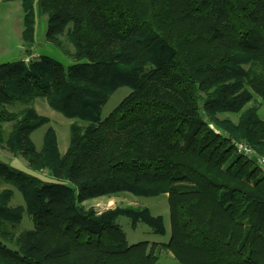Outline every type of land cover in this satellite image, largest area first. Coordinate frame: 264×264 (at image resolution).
Instances as JSON below:
<instances>
[{"label":"trees","instance_id":"1","mask_svg":"<svg viewBox=\"0 0 264 264\" xmlns=\"http://www.w3.org/2000/svg\"><path fill=\"white\" fill-rule=\"evenodd\" d=\"M25 55L0 64V264H264V0H20ZM67 42L72 51L65 47ZM121 86L130 91L101 117ZM70 119L63 152L35 99ZM17 107L16 109H13ZM236 114V122L220 118ZM9 131L4 136V124ZM47 125L37 148L31 134ZM18 191L23 203L10 206ZM118 192L168 204L167 242L128 244L116 222L166 232L146 207L86 205ZM31 225H20L23 214Z\"/></svg>","mask_w":264,"mask_h":264},{"label":"rangeland","instance_id":"2","mask_svg":"<svg viewBox=\"0 0 264 264\" xmlns=\"http://www.w3.org/2000/svg\"><path fill=\"white\" fill-rule=\"evenodd\" d=\"M19 27H22V11L20 9L19 11ZM39 18V17H38ZM44 19V17H42ZM43 35L44 33L39 30V25L36 26V33H35V39L37 43L38 50H45L44 53L49 54V56L57 59L61 62V57L57 56L56 52L60 53L55 47L49 46L46 47V43L43 41ZM10 51L6 52L4 58L0 55V64L4 63L6 59H8L7 62H12L19 59L20 52H17L15 50V40L12 39V42L10 43ZM65 47L68 51H72L70 45L65 42ZM46 48H48L46 50ZM21 51V50H20ZM4 53L0 52V54ZM7 55V56H6ZM64 65H67L71 62V60L67 57L62 55ZM5 59V60H3ZM130 89L127 86H121L117 90H115L107 100V102L102 106L101 108V117H105L111 109H113L119 101L128 94ZM254 103L259 105L258 108V116L264 121V102L260 101L257 97H254ZM34 107L36 111L48 117L50 119V122L48 125H51L57 134V144L58 149L60 152H63L67 146L68 143V125L71 122L70 119H67L63 117L60 113L52 110L45 101L41 100L40 98L35 99L34 101ZM17 107L13 108L16 109ZM220 118H230L232 121L236 122L238 115L236 114H221L219 115ZM9 123H5L4 128V136L9 131ZM47 125H42L41 127L37 128L34 132L31 134V139L34 143V145L38 148L41 141V136L43 131ZM0 159L7 162L8 160L12 163V165H15L21 169L25 168V161L23 158L18 156L16 159L12 160V155L4 148L3 144H0ZM260 167V173L264 174V164L260 163L259 161L254 162ZM4 187H9L8 185H1L0 184V190ZM110 200V201H108ZM86 205H92L94 207H98L100 210H104L106 208L112 207L116 204L121 205H130L132 207H146L149 209L152 215H160L163 218L164 226L166 228V232L163 235L154 234L151 232V230L148 228L147 225L144 223H137L134 226H131L130 221L127 217L119 216L116 219V222L120 225L121 229L126 235V240L128 244L135 243L137 241L147 240V241H154V242H162L165 243L169 239V219H168V204L165 194H160L158 196L154 197H142V196H135L128 192H118L115 194H112L110 198L108 199H98L96 201L90 202L89 200L86 201ZM18 203H23V199L21 198V195L18 191L14 190V197L12 198L10 202V206H15ZM23 227H28L31 225V222L29 223V218L24 213L22 221L20 223ZM158 264H174L173 259L168 253H163L158 261Z\"/></svg>","mask_w":264,"mask_h":264},{"label":"crops","instance_id":"3","mask_svg":"<svg viewBox=\"0 0 264 264\" xmlns=\"http://www.w3.org/2000/svg\"><path fill=\"white\" fill-rule=\"evenodd\" d=\"M21 9L20 6V0H0V52H3L1 57L4 58L6 52L10 51V43L12 42V39L15 40V50L17 52H20L19 59H21L25 54L23 50L22 45V39H21V31L23 27H19V11ZM22 11V10H21ZM39 25L40 33L45 30V22L42 17H37L35 21V27H34V38L36 33V26ZM36 40V39H35ZM46 47H49L50 45L46 43ZM48 48H46L47 50ZM21 50V51H20ZM45 50H38V47H36L35 51L32 54L39 55V54H47L44 53ZM57 56L59 58L61 57V62L63 58L60 53L56 52ZM49 55V54H47ZM7 56V55H6ZM5 60V59H3ZM8 59L5 60L7 62ZM9 161V160H8ZM100 199H108V197H97L89 200L90 202L96 201ZM110 201V200H108Z\"/></svg>","mask_w":264,"mask_h":264},{"label":"built area","instance_id":"4","mask_svg":"<svg viewBox=\"0 0 264 264\" xmlns=\"http://www.w3.org/2000/svg\"><path fill=\"white\" fill-rule=\"evenodd\" d=\"M37 55L35 54H30V55H24L21 60L23 62H29L32 59H34ZM235 148L239 151H241L242 153L246 154V155H251V154H255L252 149L245 145L244 143H240V142H234ZM256 155V154H255ZM257 156V155H256ZM257 161H259L260 163L264 164V158L262 157H258L257 156Z\"/></svg>","mask_w":264,"mask_h":264},{"label":"water","instance_id":"5","mask_svg":"<svg viewBox=\"0 0 264 264\" xmlns=\"http://www.w3.org/2000/svg\"><path fill=\"white\" fill-rule=\"evenodd\" d=\"M244 155L248 157L250 160H252L253 162H257V156L255 154H251V155L244 154Z\"/></svg>","mask_w":264,"mask_h":264}]
</instances>
